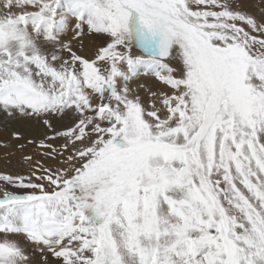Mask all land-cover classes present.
<instances>
[{"label":"snow or ice","instance_id":"1","mask_svg":"<svg viewBox=\"0 0 264 264\" xmlns=\"http://www.w3.org/2000/svg\"><path fill=\"white\" fill-rule=\"evenodd\" d=\"M0 114V264H264V0H0Z\"/></svg>","mask_w":264,"mask_h":264},{"label":"rangeland","instance_id":"2","mask_svg":"<svg viewBox=\"0 0 264 264\" xmlns=\"http://www.w3.org/2000/svg\"><path fill=\"white\" fill-rule=\"evenodd\" d=\"M250 4H255L258 0H249ZM86 40V44L87 45ZM89 41V45H90ZM92 52L94 51L95 44L91 42ZM91 55L89 53H85ZM155 86V85H154ZM13 131H19L22 135L27 138L37 137L43 134V129L33 125L27 121H15V122H6L3 115L0 114V143H7L9 147L2 148L0 147V171H9V172H24L25 169L21 167L22 155L28 154L32 151L31 147H28L25 150H20L17 145L19 143H24L25 140L16 141L12 139L11 133ZM2 156V157H1ZM10 161V163H9Z\"/></svg>","mask_w":264,"mask_h":264},{"label":"bare ground","instance_id":"3","mask_svg":"<svg viewBox=\"0 0 264 264\" xmlns=\"http://www.w3.org/2000/svg\"><path fill=\"white\" fill-rule=\"evenodd\" d=\"M246 3H249L250 4V1L249 0H246ZM85 44H86V42H85ZM90 45H91V42H90ZM89 45V40L87 41V45H85V53L87 52V53H89V54H91L92 53V49H91V46ZM147 83H149V84H152V81H147ZM153 86H154V84H153ZM3 148V147H2ZM2 157V156H1ZM2 166H1V164H0V168H1Z\"/></svg>","mask_w":264,"mask_h":264}]
</instances>
